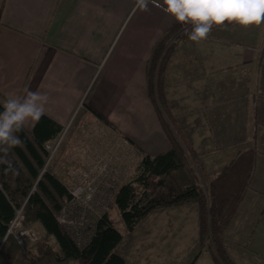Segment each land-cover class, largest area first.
<instances>
[{
  "label": "crops",
  "instance_id": "obj_1",
  "mask_svg": "<svg viewBox=\"0 0 264 264\" xmlns=\"http://www.w3.org/2000/svg\"><path fill=\"white\" fill-rule=\"evenodd\" d=\"M162 7L163 0H148L146 9L142 0H0V104L25 89L46 94L42 117L62 128L48 146L80 113V139L111 142L119 134L142 157L169 152L147 84L155 48L181 24ZM174 39L168 109L215 179L217 218L233 263L264 264V24L215 27L199 42ZM99 80L104 84L91 94ZM37 122L23 127L32 132ZM58 161L51 170L67 187ZM33 226L47 236L41 224ZM121 233L115 252L125 264H215L196 203L155 209Z\"/></svg>",
  "mask_w": 264,
  "mask_h": 264
},
{
  "label": "trees",
  "instance_id": "obj_2",
  "mask_svg": "<svg viewBox=\"0 0 264 264\" xmlns=\"http://www.w3.org/2000/svg\"><path fill=\"white\" fill-rule=\"evenodd\" d=\"M232 25L226 22L222 26ZM181 28L179 24L163 36L147 69L148 88L157 102L171 150L156 158L145 155L133 179L115 191L114 203L128 232L155 209L198 204L202 240L209 241L215 264H234L225 245V229L217 218L215 179L202 170L199 155L186 141L165 99V73L174 47L171 40ZM186 33L180 37H188ZM61 133L59 125L41 117L32 132L23 127L17 133L21 144L7 155L0 153V159L7 161L0 163V264H125L115 252L123 236L114 221L94 208V199L90 208L74 200L49 169L47 146ZM19 210L26 227L41 224L47 234L36 242L31 257L8 236ZM49 237L55 239L58 249L52 247Z\"/></svg>",
  "mask_w": 264,
  "mask_h": 264
},
{
  "label": "rangeland",
  "instance_id": "obj_3",
  "mask_svg": "<svg viewBox=\"0 0 264 264\" xmlns=\"http://www.w3.org/2000/svg\"><path fill=\"white\" fill-rule=\"evenodd\" d=\"M188 28L190 26L185 25V30L188 31ZM182 31L183 28L180 29L175 37H180ZM174 38L171 42L175 40ZM103 84V80H99L95 86L93 85L94 87H91V94L94 93L95 89H100ZM79 117L80 113L74 119L71 127L64 131L62 137L48 146L50 152L49 169L51 170L53 165L55 166L59 162L58 160L61 159L63 161L61 166L62 169H65L64 174L66 176L60 177V179L67 184L69 190H73L82 183H88L92 188H96L93 197L95 206L97 207L94 208L99 210L101 204L108 203L110 209L107 214L114 221L116 228L121 232L122 229H125V225L120 218L119 211L111 200L109 202L108 197L114 199V192L117 188L133 179L143 157L135 147L131 146L119 134L116 135L117 139L112 138L111 142L103 137V139L97 140V143L83 138L80 139L81 135L75 136ZM95 131L99 132L98 129ZM203 187L206 188V186ZM108 190H112V194H109ZM31 228L38 235L39 239L45 236L39 226H31ZM50 244L54 249H58L53 238H51ZM35 245L32 246L29 255L25 254L26 257L32 256Z\"/></svg>",
  "mask_w": 264,
  "mask_h": 264
},
{
  "label": "clouds",
  "instance_id": "obj_4",
  "mask_svg": "<svg viewBox=\"0 0 264 264\" xmlns=\"http://www.w3.org/2000/svg\"><path fill=\"white\" fill-rule=\"evenodd\" d=\"M148 0H142L147 8ZM162 10L182 25L190 26L188 39L199 42L207 38L213 26L228 24L242 28L264 24V0H163ZM48 97L39 90L25 89V94L7 98L0 111V153L21 144L19 133L26 122L39 121ZM0 163H7L0 159Z\"/></svg>",
  "mask_w": 264,
  "mask_h": 264
},
{
  "label": "built area",
  "instance_id": "obj_5",
  "mask_svg": "<svg viewBox=\"0 0 264 264\" xmlns=\"http://www.w3.org/2000/svg\"><path fill=\"white\" fill-rule=\"evenodd\" d=\"M182 28H183V31L181 33H183L184 31H187L185 30V25H183ZM95 189L96 188H92L91 185H88V183H82L81 185L74 188L73 190H70V193L73 196L74 200L79 201L82 204H84V206L90 208L91 207L90 202L93 201L94 199L93 195L96 191ZM103 208H104V212L109 211L108 206H104ZM10 235L15 238V240L21 246V248L23 249L26 255L30 254L32 250V246L36 244V242L39 240V237L34 232V230L31 227H26L24 225L22 210H19L17 212L14 220L11 222L9 226L8 236Z\"/></svg>",
  "mask_w": 264,
  "mask_h": 264
},
{
  "label": "bare ground",
  "instance_id": "obj_6",
  "mask_svg": "<svg viewBox=\"0 0 264 264\" xmlns=\"http://www.w3.org/2000/svg\"><path fill=\"white\" fill-rule=\"evenodd\" d=\"M92 202H93V201H91L90 204H92ZM112 202H113V204L115 205V203H114V199L112 200ZM108 207H109V209H110V205H109ZM115 207H116V206H115ZM106 213H107V212H106Z\"/></svg>",
  "mask_w": 264,
  "mask_h": 264
}]
</instances>
